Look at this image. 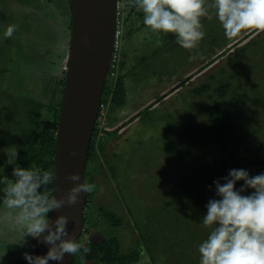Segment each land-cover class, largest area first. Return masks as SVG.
Returning a JSON list of instances; mask_svg holds the SVG:
<instances>
[{
    "label": "rangeland",
    "instance_id": "rangeland-1",
    "mask_svg": "<svg viewBox=\"0 0 264 264\" xmlns=\"http://www.w3.org/2000/svg\"><path fill=\"white\" fill-rule=\"evenodd\" d=\"M54 1L0 0L1 147L12 143L6 129L13 131L18 120L25 121L30 101L49 102L52 81L48 79L54 73L60 75L56 66L50 67L58 51L62 54L60 68L64 67L70 34L68 11L56 8ZM202 23L206 35L191 51L181 47L174 34L157 36L147 27L125 41L115 69L124 74L119 82L122 88L119 96L114 92L113 101L155 104L148 109L132 105L126 109L133 114L124 119L129 121L124 129L106 134L103 142L111 167L107 168L96 150L92 175L96 188L87 216L91 223H85L90 227L88 233L93 228L100 232L94 235L97 240L106 235L113 242L118 239L125 253L141 251L143 243L137 237L136 223L131 224L133 217L150 247L144 250L153 259L151 264H199L198 245L211 231L203 226L202 217L208 201L220 198L214 181L224 183L221 178L231 169H245L250 176L264 173V164L257 163L264 156L258 149L264 142V33L242 32L227 38L215 16ZM9 24L18 28L5 39ZM244 33L247 38L230 47ZM34 35L47 39L48 45L31 43ZM57 38H64L61 48H50ZM30 67L35 68L31 71ZM116 81L106 77L102 100ZM226 101L230 102V108H224L229 123L221 129L222 116H216L217 127L212 132L208 117ZM117 108L110 100L102 127H110L121 115ZM121 123L114 127L119 129ZM0 158H6L4 152ZM243 184L237 181L236 188ZM253 191L246 188L242 194ZM126 205L133 213L127 215ZM100 206L120 215L126 224L108 229L100 218ZM18 239L19 233L0 216V253L5 251L0 264H18L24 259L33 238L27 237L22 247L12 244ZM139 259L140 255L129 264ZM87 264L92 262L87 260ZM96 264L104 263L98 260Z\"/></svg>",
    "mask_w": 264,
    "mask_h": 264
},
{
    "label": "clouds",
    "instance_id": "clouds-1",
    "mask_svg": "<svg viewBox=\"0 0 264 264\" xmlns=\"http://www.w3.org/2000/svg\"><path fill=\"white\" fill-rule=\"evenodd\" d=\"M129 6L142 11L143 24L152 33L157 36L161 33L174 34L177 43L189 51L196 49L206 35L202 23L204 18L211 20L215 16L227 38L237 37L242 32L264 33V0H130ZM17 28L18 25L9 24L3 33L4 38H11ZM118 54L121 57L120 51ZM64 65L66 69H60L66 72V60ZM106 77H109L108 68ZM111 93H107L105 100L100 97L99 103L105 104V115L99 119L98 105L95 121V124L99 123L100 130L106 133L117 129L114 127L117 122L110 127L100 124L106 123V108L112 99ZM152 103L141 109L150 108ZM126 106H120V114ZM141 109L134 113L139 114ZM121 117L123 115H119ZM120 125L119 128L123 130L125 126ZM6 154L7 163L14 166V179L0 177V184L3 185L0 188V204L3 206L0 216H3L5 223L12 225V230L19 233V239L12 244L22 247L27 244V237L37 240L42 237L41 242L49 245L45 255L23 253L29 264L63 262L66 255L78 256L81 264H87L91 240H78L72 236L68 231L69 218L66 215L58 214L51 219L49 213L58 212L66 204L76 205L81 194L92 193L96 185L85 180L80 182L79 174L69 173L66 179L72 181L73 186L66 197L61 195L58 198L49 191L55 182L53 170L19 166L16 164V146H12ZM221 179L224 183L219 179L214 181L216 195L220 198L208 201L207 213L202 217L203 226L211 231L198 245L199 264H264V173L250 176L245 169H231ZM241 180L244 184L237 189L236 183ZM246 188L254 191L250 195H243ZM4 254L5 251L0 253V260ZM139 255L137 264H151L146 250L141 248Z\"/></svg>",
    "mask_w": 264,
    "mask_h": 264
},
{
    "label": "water",
    "instance_id": "water-1",
    "mask_svg": "<svg viewBox=\"0 0 264 264\" xmlns=\"http://www.w3.org/2000/svg\"><path fill=\"white\" fill-rule=\"evenodd\" d=\"M71 24L66 54L65 86L55 134V182L52 192L66 197L73 182L66 179L77 173L84 180L87 150L97 117L98 105L105 84L107 68L115 43L116 0H70ZM152 103V102H151ZM155 104L153 103L151 105ZM136 107V106H135ZM122 114L127 115L126 112ZM86 195L76 205H65L49 213L51 219L63 214L69 218L68 231L78 238L83 230V208ZM33 239L28 253L45 255L49 245ZM66 255L63 262L71 264ZM21 264H29L23 259Z\"/></svg>",
    "mask_w": 264,
    "mask_h": 264
},
{
    "label": "trees",
    "instance_id": "trees-1",
    "mask_svg": "<svg viewBox=\"0 0 264 264\" xmlns=\"http://www.w3.org/2000/svg\"><path fill=\"white\" fill-rule=\"evenodd\" d=\"M117 1L120 5L117 8L118 15H117L116 20H118L120 33L118 35V39H117L118 42L116 44V48H118L117 49L118 51H121L123 44L124 43L126 44L125 41L128 40L130 37H132L137 32V30L142 29L143 27H146V26L143 24L142 11H138L135 7H130L129 6L130 0H117ZM54 4H55L54 5L55 7L57 6L56 8L61 9V10L66 9L68 11V19H69L68 31H70V24H71L70 0H55ZM47 9L49 10V8ZM203 20L204 19H202V21ZM247 35H248L247 33H244L240 38L236 39V42L233 43L230 47H233L234 45L244 41L247 38ZM69 37H70V34H69ZM63 39L64 38H57L55 42L52 41L53 44L50 48H61L63 44ZM46 41L47 39H44L41 36L35 37L34 35L33 39L31 40V43H33L34 45H36L37 43V44L46 46L48 45ZM230 47H227V49L223 50L220 54L224 55L226 51L228 50V48ZM59 52L60 51H58V57L54 59L53 62L50 63V67H53V66L57 67V70L59 71L60 75H57L54 73L48 79L49 83L52 81V84H51L52 85V88H51L52 96H50L49 102L43 103L42 101H30L28 103V111L26 112V115H25V121L20 122L18 120L14 126L15 128H13V131L6 129V134L11 133V136L13 138H12V143H8L7 145H4L3 147H1V144H0V156L4 152L5 157H6L3 160L0 158V177L7 176L10 179H14V177L12 176V170L14 166L7 163L8 156L6 154V152L9 151L12 146L17 147L18 159L16 161V164H18L19 166L24 167V168L35 166V167H40L44 170H48V169L53 170V167H54L53 156H54V151H55L56 126H57V120H58L59 113H60V107L62 104V96H63L64 86H65V75H66L65 74L66 72L60 69L62 54ZM221 55H217V56H221ZM214 60L215 59H213V61ZM118 62H119V59H118ZM211 62L212 60L210 62H207L206 65H209ZM204 67L205 65L202 66L200 69H198L196 72H194L192 75H195L196 73H198V71H201ZM30 68L32 71V69H34L35 67H30ZM37 73L38 71H35V75H37ZM123 77H124V74L120 72V69H118V71L117 70L115 71V76L113 78H116L117 81L115 83V86L112 88L113 94L115 92L116 93L115 95L119 96L120 94L119 91L122 88L120 87L119 82H122ZM182 83H184V81L180 82L179 84H182ZM117 84L119 85V87L117 86ZM171 91L172 90H169L168 92H171ZM108 92L110 91L108 90ZM216 92L221 94V91L218 87L216 89ZM113 97L111 99L113 106H117L118 108H120V106H123L124 101L122 100L116 101L114 98L115 100L114 102ZM229 105H230V102L227 103L226 101L221 106L223 108H217L215 109V111H213L209 115L208 117L209 126L208 127L212 132H214L217 127L216 116H219V115L222 116L223 121H222V124L219 125L220 127H222L221 129H224L227 127L226 123H229V119L224 111V108H230ZM116 118L118 119L119 116H116ZM2 133H3V129L0 130V134ZM107 133L102 132L99 134L98 138L102 140V141L100 140L101 141L100 143L98 140H94L93 138V137L97 138V135H98L97 133L95 135V132H93L91 135V139L89 142L87 155H86V161H85V168H89V170H86V172L84 170V174H83L84 180L89 183H93L92 175H94L93 172H94L95 162H96V157H97L96 150H99L101 154V160L102 162L106 164L107 168L111 167L109 160L105 154L106 144L105 142H103ZM96 145L98 147H96ZM258 149L259 151L264 152V142L259 145ZM257 163L259 165L264 164V156H263V159H260ZM90 170H92L91 173H89ZM2 187L3 185L0 184V188ZM49 191L52 192V186H50ZM93 193L94 191L86 195V203L84 205L83 210L85 209V211L86 210L87 211L86 212L83 211V216H82L83 223H84L83 225L84 232H82V234L77 238L78 240H84V239L91 240V243L89 244V247L91 248V252L87 255L86 260L91 261L92 264H96L98 260H100V262L104 264H129L131 263L133 260H136L139 257V253H140L139 249L138 251H135L134 253L132 252V250L128 253H125V251L122 250L121 243L119 242L118 239L117 241L115 240V242H113L112 241L113 239L108 238V235L102 236L100 240H97L95 237L94 238L86 237L87 232L89 231L90 227H86L85 223H87V226H89V224L91 223V221L89 220L87 216L89 215L88 214V210L90 208L89 203L93 196ZM0 194L2 195V193ZM1 205L2 204H0V206ZM126 206L128 207V205ZM98 209L97 210L101 214L100 218L102 219V221L105 220L106 224L108 225L107 226L108 229L117 230L119 227H122L120 223L121 224L125 223L122 217L118 214H115L113 211L109 209H105L101 206L98 207ZM131 213L133 212L131 208H129L127 210V215ZM132 223L134 224L136 223L135 225L138 230L137 237L139 241L143 243L141 244V247H143V249L144 248L146 249V247L147 246L149 247V245L147 244V242L145 243V240L143 239L144 235L141 233L140 227L137 224V222H133V217H132L131 224ZM93 226L96 227L94 224ZM27 246H30V245H27ZM27 251H29V247H27ZM151 260L153 259L151 258ZM21 261L23 260L20 259L18 264H20ZM2 264L4 263L2 262ZM8 264H11V263H8ZM71 264H81L79 257L78 256L72 257Z\"/></svg>",
    "mask_w": 264,
    "mask_h": 264
},
{
    "label": "built area",
    "instance_id": "built-area-1",
    "mask_svg": "<svg viewBox=\"0 0 264 264\" xmlns=\"http://www.w3.org/2000/svg\"><path fill=\"white\" fill-rule=\"evenodd\" d=\"M119 3L117 2V8L119 7ZM117 15H118V11H117ZM120 33L119 30V25H118V20H116V26H115V43H114V47L112 50V55H111V59L109 61V65H108V76L109 77H114L115 76V69L118 63V48H116V44H117V39H118V35ZM63 69H66V66L64 65ZM105 104L104 103H99V119H103L104 115H105Z\"/></svg>",
    "mask_w": 264,
    "mask_h": 264
},
{
    "label": "flooded vegetation",
    "instance_id": "flooded-vegetation-1",
    "mask_svg": "<svg viewBox=\"0 0 264 264\" xmlns=\"http://www.w3.org/2000/svg\"><path fill=\"white\" fill-rule=\"evenodd\" d=\"M112 95H113V93H112ZM112 95H111V98H112ZM132 104H134L135 106H137V104H138V102H137V100H135V99H132L131 100V103L128 105V107H127V109L128 108H130L131 106H132ZM124 112H127V110H126V107H124V110H123ZM141 113V112H140ZM123 115H125V114H123ZM124 119H125V116H123V117H121V118H119L118 119V121H116V122H122V121H124ZM116 122H114V123H116ZM129 122V121H128ZM128 122H123V123H121V125H120V127H122V126H125L126 125V123H128ZM99 126V123H96L95 124V128L93 129V131H92V133L93 132H95V135H96V133L98 134L97 135V138H98V136H99V134L100 133H102V130H100V128L98 127ZM112 131H114V130H112ZM119 131H121V128H119V129H116V133L117 134H119ZM93 138H95V137H93ZM83 232H84V227H83ZM99 231H96V230H94L93 228L91 229V231L88 233L87 232V238H92V237H94V235L95 234H97ZM100 233V232H99ZM82 237V236H81Z\"/></svg>",
    "mask_w": 264,
    "mask_h": 264
},
{
    "label": "crops",
    "instance_id": "crops-1",
    "mask_svg": "<svg viewBox=\"0 0 264 264\" xmlns=\"http://www.w3.org/2000/svg\"><path fill=\"white\" fill-rule=\"evenodd\" d=\"M138 102V106H134V108H137V107H143V105L145 104V103H142V102H140L139 100L137 101ZM127 103H125V101H124V106L126 105ZM142 104V105H141ZM121 108V107H120ZM133 113H131V112H129V113H127V115H123V114H121V115H123V116H125V117H128V116H130V115H132Z\"/></svg>",
    "mask_w": 264,
    "mask_h": 264
}]
</instances>
